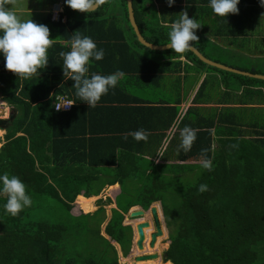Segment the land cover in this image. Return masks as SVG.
Returning <instances> with one entry per match:
<instances>
[{"label":"trees","instance_id":"trees-1","mask_svg":"<svg viewBox=\"0 0 264 264\" xmlns=\"http://www.w3.org/2000/svg\"><path fill=\"white\" fill-rule=\"evenodd\" d=\"M156 3L132 0L135 22L148 42L169 43L171 24L186 9L188 17L201 24L195 30L198 40L190 42L201 54L232 68L261 72L225 62L219 54L224 48L216 49L218 44L208 39L219 37L225 46L243 48L237 38L246 31L237 28L238 18H230L221 30H206V1L186 0L183 8L180 0L171 7L166 0ZM61 15L64 21L51 22L47 16L54 41L47 49V65L37 73L17 77L5 70L0 56L1 99L15 111L0 145V174L18 177L31 198V205L13 217L3 210L6 196H0V264H125L119 262V253L126 257L130 252L133 229L123 223L124 215L133 206L147 210L154 202H159L167 229L165 253L171 264H264V127L246 134L238 119L227 118L228 108L218 114L196 105L182 113L178 73L183 71L185 92L199 79L191 72L207 73L191 99L195 104L207 102L210 85L250 92L252 86L264 87V80L208 65L190 50L177 54L147 48L130 25L126 0H106L94 13L63 3ZM77 33L89 36L104 51L101 60L90 59L86 76L123 74L91 108L76 96L74 81L64 78L61 68L60 53L70 51ZM259 49L262 61L264 47ZM139 89L150 93H133ZM57 94L72 100L68 111L54 109ZM215 98L223 101L219 95ZM172 126L175 131L161 161L155 162ZM185 126L196 133L188 152L179 149ZM139 129L147 132L146 141L127 135ZM201 150L211 160L210 171L200 167ZM115 183L119 192L108 218V198L97 199L92 212H70L77 195L97 196ZM201 184L206 185L203 192ZM143 219L131 221L135 227Z\"/></svg>","mask_w":264,"mask_h":264},{"label":"clouds","instance_id":"clouds-1","mask_svg":"<svg viewBox=\"0 0 264 264\" xmlns=\"http://www.w3.org/2000/svg\"><path fill=\"white\" fill-rule=\"evenodd\" d=\"M106 0H64V4L72 10L82 13H94ZM175 0H166L169 7ZM240 0H209L212 12L220 17L228 14H237ZM13 0H0V56L4 59V68L14 73L17 77L27 79L37 73L48 63L47 49L51 41L49 28L44 24H37L31 19L22 21L12 10ZM10 5V7H9ZM259 5L264 7V0H259ZM179 19L171 24L168 32L169 43L166 47L174 53H184L191 46L190 42L198 40L195 30L201 25L193 18H189L186 11L181 12ZM63 58L62 73L64 78L74 81L76 96L80 101L86 102L89 108L95 107L100 98L110 89L116 87L120 72L100 75L93 73L90 77L87 65L90 59L99 61L103 58V49H97L96 43L89 36H81L79 33L73 36L70 42V51L61 52ZM64 104L57 106L60 110ZM132 138L139 142L147 140V132L139 129L130 132ZM127 135L124 139H127ZM179 149L188 152L196 139L195 129L185 126L180 131ZM201 150L200 167L211 170L212 163ZM206 190V185L201 184L199 191ZM0 196H6L3 210L6 214L15 217L23 209L31 205V198L26 194V186L15 175L0 174Z\"/></svg>","mask_w":264,"mask_h":264},{"label":"crops","instance_id":"crops-1","mask_svg":"<svg viewBox=\"0 0 264 264\" xmlns=\"http://www.w3.org/2000/svg\"><path fill=\"white\" fill-rule=\"evenodd\" d=\"M20 1H22V0H13V3L11 5L12 10L17 14L18 18L22 21H26V20L31 19L33 22H35L37 24L46 25L49 28L50 39H53L55 32H54V29L52 28V24L48 23L47 16H48V14H50V8H51L52 3L56 0H42L41 5L38 3L36 6H33V7L31 6V4L28 6H21ZM153 1L156 3V0H153ZM197 1L198 2L206 1L207 3H209V0H197ZM180 5L182 6V8L185 7V5H187L186 0H180ZM206 5H208V4H206ZM156 6H158L157 3H156ZM9 7H10V5H9ZM202 7H205V9H207L206 13L209 14L208 24H206L207 19L202 21L205 23V29L206 30H210V29L221 30L225 26L224 24L226 23V21H228L230 18H235V19L238 18V20L240 21V24H239V26H237V28L240 31H242V30L246 31V33H245L246 35L244 37L239 36L237 39H240V41H242L241 43H242V46L244 47L243 48L244 51L247 54V58L249 56H251V57L256 58V59H253V61L261 60V57H259V56H261V54H257V53L259 50H261V49H259V47L260 48L264 47V46H261V43L263 44V41H264V7H261L259 5V0H240L239 4L237 5L238 10H239L238 13L237 14H228L225 18L215 15L212 12L209 5H208V8L206 6H202ZM184 11H186V9ZM210 12H211V14H210ZM245 14L248 15L247 21H245V19H244ZM63 18L65 20L64 16H63ZM250 18L252 19L251 22H249ZM50 21L56 22V21H52L51 19H50ZM252 22H253V24H251ZM247 27H249V29ZM245 28H247V29H245ZM244 31H242V32H244ZM209 37H211V36H209ZM209 37H208V39H211L216 44H220L221 47H223V48L228 47L229 48V46H225L221 43V38H219V37L209 38ZM52 41H54V40H52ZM253 45H254V47H253ZM234 49H237V48L234 47ZM235 51L237 52L238 50H235ZM252 51H255V52H252ZM177 59H179L181 61H186L184 56H179ZM251 67L255 68L254 66H251ZM193 73L198 75L199 79L196 83L193 82L191 84V86H189V88L187 89L186 92L184 89V83H183V79H182L183 71L178 73V75L181 77L180 87H181V98L182 99H181V102L179 105L180 106L179 109L182 113L189 106H196V105H199L201 107L212 108V110L214 112H217L218 114L221 113L222 108H228L227 118L238 119L239 120V124H238L239 128L241 130H246V134H253L254 132H259V131L263 130V127H264V87H262L260 85H255V86H252L250 88L251 89L250 92H245V90H243L242 87H235L234 90H232L233 89L232 87H230V86L226 87L222 83H220L219 85H210V87L207 90L208 91L207 92V102L195 104V103L191 102V99H192L193 95L195 94L197 88L199 87L201 81L203 80V78L205 77V75L207 73H205V71H203L200 74V70H199V72H196V71L191 72V74H193ZM260 73H264V72H260ZM212 74H214V76L216 75L214 72H212ZM133 93L136 95H139V96H147V94H149L150 92L139 89L138 91H135V92L133 91ZM58 95H65V94H57L56 96H58ZM216 95H219V97H221L223 101H221V102L216 101L217 100V98H215ZM69 100H71V99H69ZM0 102L2 104H4V106L3 105L2 106L5 109H8L7 103L1 100V95H0ZM71 102H72V100H71ZM72 104H73V102H72ZM0 108H2V107H0ZM11 110L12 109H10V111ZM66 111H68V110H66ZM0 118H6V117L0 115ZM224 125H226V122H224ZM33 128H35V127H33ZM79 130L82 131V127H80ZM174 131H175V126H172L170 129L166 130L165 138L161 142V149L159 148V150L157 152V155L155 157V162L161 161L160 160V156L162 155L161 153H162L163 149L166 148L168 141L172 137ZM5 132H6V128L5 129L0 128V145L4 142L3 135ZM21 134H22L21 132H17L16 135H21ZM48 134H51L50 129H48ZM245 137H252V136H245ZM118 192H119V185L117 183H115V184L108 185L105 188H103V190L97 196L84 197L82 194H79L76 196L70 212L73 215H78L80 213L92 212L96 209L97 199H99L101 197L102 201H103L107 197L108 199H110V201L105 202L106 204L104 205V208H105V212H106L105 214L107 215V218H108L110 215V209L115 207L114 198L118 194ZM78 197H81V198H78ZM85 199L90 200L89 203H86L84 201ZM157 203H159V202H154L151 205L154 204L157 206ZM87 204H90L91 208L88 210H85L84 205H87ZM159 207H160V205H159ZM138 208H141V207L133 206L130 208V210H134V209H138ZM157 210L160 214L161 210H160V208H158V206H157ZM126 214L124 215L123 223L124 224H130L128 222V220L126 219V216H127ZM113 244L115 245V247L117 246L114 242H113ZM121 258H122V256L120 255L119 261Z\"/></svg>","mask_w":264,"mask_h":264},{"label":"water","instance_id":"water-1","mask_svg":"<svg viewBox=\"0 0 264 264\" xmlns=\"http://www.w3.org/2000/svg\"><path fill=\"white\" fill-rule=\"evenodd\" d=\"M62 2H64V0H61ZM126 9H127V14H128V19L130 22V25L132 26L134 33L136 35L137 40L144 46H146L149 49L152 50H166L169 49L166 47V44L163 45H156L153 44L151 42H148L147 40L144 39V37L141 35L138 26L135 22L134 19V14H133V7H132V0H126ZM190 50L196 57H198L202 62L214 66L216 68L222 69V70H226V71H230V72H234V73H238L241 75H245V76H249V77H255L258 79H263L264 80V75L263 74H253L247 71H243V70H239L236 68H232L229 67L227 65H223L221 63L212 61L210 59H208L207 57H205L203 54H201L194 46H190V48L188 49ZM15 117V111L11 110L8 113V117L6 118H0V128L1 129H5L7 127L10 126V124L12 123V120ZM149 212V219H144L139 221L135 227L132 226L133 229V235L135 238L133 240L135 246L137 247V249L142 250L144 248V240H145V230L144 229H148L149 226H152V231L149 234V247H154L157 237L163 235L164 231H165V226L162 225V221H163V217H162V213L158 212L157 210V206L156 205H150V207L147 210H144L142 208H138V209H134V210H130L128 212L129 217L131 218H140V217H144L145 213ZM161 258L162 261H164L166 259V253L163 252L161 254L157 253V252H152V253H142L139 255L135 256V260L136 261H148V260H155L157 258ZM149 264H155V263H149Z\"/></svg>","mask_w":264,"mask_h":264},{"label":"rangeland","instance_id":"rangeland-1","mask_svg":"<svg viewBox=\"0 0 264 264\" xmlns=\"http://www.w3.org/2000/svg\"><path fill=\"white\" fill-rule=\"evenodd\" d=\"M41 2H42V0H22V1H20V4H21V6H28V5L31 4V6L33 7V6H36L38 3L41 5ZM206 24H208V21L207 20H206ZM261 46H264V41H263V44L261 43ZM253 47H254V45H253ZM220 48H222V47L220 46V44H218L217 47H216V49H220ZM243 48H239L238 47V51L236 52L234 50V46L229 45V48L228 47L224 48V53L219 52L220 58L223 59L225 62L226 61L229 62V63H232L233 62L234 64H237V65L242 66V67H244V66L247 67L248 65L254 66L257 70H260L261 72H264V60H262V61L261 60L253 61V59H256V58L251 57V56H249L247 58V54H246V52L244 51ZM216 52H218V51H216ZM259 74H263V73H259ZM2 105L4 106V104H2V103L0 104V107H2V108H0V115L5 116V117H8V113H9V111H10L11 108L9 107L8 104H7V108L8 109H5ZM100 199L102 200L101 197H100ZM157 206H158V208H160L159 207V203H157ZM96 207H97V204H96ZM126 215H127L126 216V219L129 221V223L130 222L133 223L131 221L132 218L129 217L128 213ZM149 217H150V215H149V212H148V215L147 216L144 215L143 218L144 219H149ZM162 225L165 226V224H164L163 221H162ZM131 226L134 227V223L131 224ZM148 229H149V232H151L152 231V226L150 225ZM148 229H146V230H148ZM148 233H146V236H145L146 238H145L144 241H147ZM134 239L135 238H134V235H133L130 252L128 253V255L126 257H123L122 256V258L120 259L121 262L119 261L120 263H125V264H149V263H155V264H160V263H162V264H171V262L170 261H167L166 259L164 261H162V259L160 257L157 258V259H155V260H148V261H136L135 260V256L136 255H139V254H142V253L157 252V253L161 254V253L165 252V250L167 249L168 244H169V240L167 239V229H166V227H165V231H164L163 235L157 237L156 243H155L154 247H152V248L148 246V241H149V239H148V241L146 243V245L148 247H144L142 250H138L136 248L134 242H133ZM120 255L121 254L119 253V258H120Z\"/></svg>","mask_w":264,"mask_h":264},{"label":"built area","instance_id":"built-area-1","mask_svg":"<svg viewBox=\"0 0 264 264\" xmlns=\"http://www.w3.org/2000/svg\"><path fill=\"white\" fill-rule=\"evenodd\" d=\"M63 12V2L61 0H56L52 3L50 8V19L52 21H64L63 16L61 13ZM64 104H69L62 106L60 110H57L56 107ZM72 106L71 100H69L65 95H58L55 97L54 101V109L56 111H66L69 110Z\"/></svg>","mask_w":264,"mask_h":264},{"label":"flooded vegetation","instance_id":"flooded-vegetation-1","mask_svg":"<svg viewBox=\"0 0 264 264\" xmlns=\"http://www.w3.org/2000/svg\"><path fill=\"white\" fill-rule=\"evenodd\" d=\"M144 245V244H143ZM148 246H149V241H148Z\"/></svg>","mask_w":264,"mask_h":264},{"label":"bare ground","instance_id":"bare-ground-1","mask_svg":"<svg viewBox=\"0 0 264 264\" xmlns=\"http://www.w3.org/2000/svg\"><path fill=\"white\" fill-rule=\"evenodd\" d=\"M129 222V221H128ZM131 223V222H130Z\"/></svg>","mask_w":264,"mask_h":264}]
</instances>
